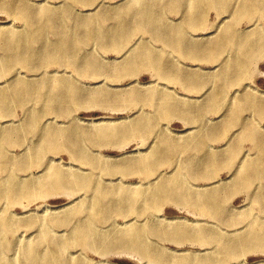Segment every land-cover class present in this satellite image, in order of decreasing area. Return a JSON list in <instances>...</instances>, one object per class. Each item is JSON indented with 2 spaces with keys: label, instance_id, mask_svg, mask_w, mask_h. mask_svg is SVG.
Here are the masks:
<instances>
[{
  "label": "rangeland",
  "instance_id": "rangeland-1",
  "mask_svg": "<svg viewBox=\"0 0 264 264\" xmlns=\"http://www.w3.org/2000/svg\"><path fill=\"white\" fill-rule=\"evenodd\" d=\"M159 1H157V3L156 0L155 2L153 0H0V68L2 66V60H4L6 57L5 55H7V37H12V35L9 34H15V36L17 34L13 39L22 40V42L20 41V43H18L21 45L19 46L20 48L24 45L26 47L30 46V49H33L25 55V57H29L26 62L15 63L11 71L9 69H1L0 71V94L2 96H7V92L4 93L2 90L16 86L18 83L22 82L21 80L25 82V85L28 83L27 86L30 85L33 87V91L27 95L28 97H19L16 93L12 95L10 93L12 96V100H10L9 103L10 106L3 107L2 110L0 109V158L7 157L9 162H2V166H0V190L2 189L4 192L10 191L9 184H13L14 182L19 184L38 183V181L49 182V186H45L46 188H38L40 191H38L39 194H36V196L31 197L24 193L19 195L16 201L17 203H11L10 199H12L13 196L10 192L0 195V197L3 198L0 200V221H6V218L10 215L13 220L10 221V232L0 236V239H2L0 241V264L8 263L6 259L7 255L15 259V263L17 264H30L25 256L26 254H30L29 251H27L29 247H32L36 252L32 251L39 255L48 251L49 254L52 252L55 255H61L60 252L57 251V248L66 247L68 251L64 252L65 257H67L65 264H222V262H224L223 264H264V250L260 248V246L264 248V245H262L264 244V113L258 115L257 111L251 109L243 108L238 112L231 109L233 103L238 100L246 98H256L257 101L264 100V56L254 59L250 67V73L247 75L249 78L245 77V79L240 81L233 80L230 84L225 82L222 73H224L226 69L228 70L231 68L234 65V60L242 54L241 50L244 51V49L239 46L226 48L225 51H219L215 58L212 57L213 48L210 46L204 55L197 59L196 57L190 56L187 52L182 55L174 47L170 46L169 43L158 40L156 37L157 35L147 32H136L132 27L135 23L137 24L141 21L139 10L145 8L152 9V11L158 15L159 13L162 15L163 13L162 19L165 20L164 18H166L165 21L162 20L163 24L168 21L162 28L163 31L166 32L170 26L171 28L177 27L180 32H187L188 34H185V38L190 45L192 44V48L200 45V43H203V45L212 44L213 46V43L217 42L221 36L229 33L226 31L227 26L232 23L235 11L233 13L232 10H212L210 8L211 11L209 9L203 10L205 13V21L198 25L200 28L197 26L194 29H188L185 25L186 23L184 24L187 20L185 21L183 19H188L189 16H193V10H190L189 13V8L187 7V2L190 0ZM2 2L5 4L8 3V5L5 6ZM240 3H242L241 0L236 2V4L234 3L232 8L234 5H237V8L240 7L242 5ZM14 6H16V8ZM166 7L169 9L167 10ZM53 8L56 10V13L50 12V10L55 12ZM26 9L29 11L34 9V15L32 14L29 18L22 17L21 10L25 11ZM90 11H92L91 13L93 14H91ZM194 11V15L198 13L196 10ZM45 12L46 14H44ZM49 12L50 15H48ZM198 14L195 16H198ZM88 16L90 17L88 18ZM110 16L112 18H110ZM51 18L53 20H51ZM135 18L137 21H135ZM255 18L252 21L247 19L241 20L236 26L237 31L241 30L239 32L242 35L255 32L263 33V19L260 16ZM95 19L99 21L98 24L100 25L98 28H94L90 22ZM114 19L117 22L114 21ZM181 20H183V22ZM76 22L78 23L76 24ZM179 24L181 27L178 26ZM183 24L185 25L184 27H182ZM203 27L205 28L203 29ZM178 29L176 31H178ZM64 31L68 34L70 33L72 37L81 36L82 38L86 35H91V32H95L93 33L96 35L94 38L95 40H91V37L89 40H83L79 46L75 48L73 46L72 51L69 52L70 57L73 55L79 59L77 62L79 67L77 65L76 67L71 66L65 62L62 65V63L58 61L54 62L51 60L53 48L58 46V41H60L61 34ZM96 31L100 34L102 39L98 36ZM104 34L107 36L105 39L103 37ZM113 35L114 37H112ZM189 36L191 38H189ZM98 37L100 41H98ZM32 40L33 42L35 41V43H33ZM211 40L214 42L212 43ZM23 41H29V43L26 42L24 44ZM142 42L144 45L140 44ZM85 44H88V47ZM112 45H114L113 49H111ZM15 46L17 45L15 44L14 47ZM119 46L121 48H117ZM145 47H150L151 51H149L160 54V57L164 55V60L167 59V62H165L166 65H163V69L167 71L170 69L171 72L169 74L164 77L158 76L153 69L144 67L139 62H134L136 55H138V51H141L140 49ZM34 49L36 50L34 51ZM81 49H83V51H81ZM119 49L122 51H119ZM227 50L230 51L228 52ZM129 52L130 54H128ZM226 52L228 54H226ZM245 53L246 51H244V56ZM205 55L208 57L206 56L205 58ZM80 58H82V60ZM83 58L86 61H84ZM30 61L32 63H30ZM28 63H30V65ZM225 63L228 65H225ZM89 64L101 65V75L90 74L91 70H89ZM162 64L163 63H161V65ZM123 65L128 66L124 67ZM226 66H228V68ZM171 68L173 70H171ZM48 72L52 73L49 74ZM173 72L175 77H173ZM43 76L44 78H42ZM201 80H203V82ZM58 81H61L60 83L62 85L59 84ZM45 82L49 90L43 88ZM225 83L228 85L226 94L228 102L221 105V108L219 106L216 109H211L210 105H212V102L210 103V100L211 97H213L212 95L216 94L220 86ZM215 88L216 90H214ZM132 89L135 90L133 91ZM73 92L81 98L79 96L77 97ZM157 92H159V94ZM111 94L116 95L112 96ZM117 94L119 97H124L128 94L127 97H125L128 98V100H121V97L118 98ZM134 94L137 96L135 97ZM131 95L137 98L135 100L136 102L133 101ZM140 95L141 98H138ZM159 98L161 99L160 103L158 102L160 100ZM186 102L189 103V105H187ZM46 104L47 106H45ZM168 106H170V109ZM5 109L7 110L5 111ZM174 109L176 110L173 111ZM237 122H240V125ZM141 123H143V126ZM32 128L34 129L33 132ZM78 128H81L82 131ZM54 129L61 132L64 131V133H71L73 136L79 133L83 135L84 141L82 139V150L85 152L84 157L86 159L84 162L79 156L74 159V156H71V152L66 148L63 150L62 139L59 138L57 142H53V145H51V135H49V133L51 134ZM99 129H106V131L108 130L107 132L112 135L107 133V138L102 139V137H99L100 135L97 134ZM115 129L118 130L114 131ZM10 130H13V132ZM129 130L130 132H128ZM140 130H142V132ZM117 131L121 132V134ZM247 132H255V134L258 135V140L260 139L262 141L260 146L256 145L257 140L252 141L249 139L248 141V138L245 137L247 136ZM10 133L13 135H10ZM115 133H117V135L114 136L113 134ZM205 134L207 136H205ZM46 135L50 137V142L49 140L48 142L46 141L47 144L45 143ZM89 137L90 141L88 140ZM165 138L167 139L165 140ZM96 141L98 142L96 143ZM99 141H102V143H99ZM56 145L59 147L55 149L54 147H56ZM227 145L229 146L227 147ZM33 148H36L34 149L35 152H33ZM194 149L195 151H192ZM201 150L202 152H200ZM215 150L216 152H214ZM30 151L32 152L31 154ZM232 152L238 153L237 156L232 155ZM89 155L91 156L89 157ZM189 155L191 159L188 157ZM35 156L39 158L35 159ZM256 158L258 159L255 160ZM133 160H135L136 163L135 161L133 162ZM143 160H149L147 162L151 164L149 166L151 168L149 169L150 173L147 176L143 174L144 169H146L145 166L143 165V169L140 166L143 164ZM127 161H131L132 163ZM139 161L140 163H137ZM259 162L260 164L256 165ZM250 163H252V167L256 165V173L248 171L251 167ZM209 164L210 168H208ZM152 165L153 167H151ZM156 166H158V168ZM57 169L65 170L73 174V176L70 174L67 176L70 182L75 184L74 189H72L73 184H70L68 187L64 188L63 191L62 189L52 190L51 172ZM259 169L260 172H258ZM244 174L246 176H244ZM173 177L177 179L175 182L176 184L173 183V180H175ZM12 179L14 180L13 182ZM10 180L12 183H10ZM163 180L165 183L162 182ZM79 181L86 183V185L78 186V190L75 188H77L76 183ZM178 181L179 183L177 184ZM109 185H111V187H109ZM171 185L174 186L172 187ZM4 186L6 188H4ZM108 189L116 191V194L110 195L107 199L110 200L111 203L102 204L101 206L96 205V201L99 198L102 200L101 198L104 197L101 191H109ZM167 189L168 191H166L167 193L165 194L164 190ZM177 190L178 192L185 191L186 194H179L176 192ZM125 191L128 194L125 193ZM170 191L171 196H169ZM134 192H141V194L131 197ZM178 194L180 196H178ZM188 196L190 197L188 198ZM125 197L128 198V200H126ZM136 197L139 202L137 200L133 202ZM187 198H198V200L201 198L203 203L196 205L195 202H188ZM155 200H157L156 206ZM143 201H146L147 205L146 202L144 203ZM210 204L212 206H210ZM134 205H136L135 208L133 207ZM115 207H120V209L117 208L116 210ZM127 207L128 210H126ZM114 209L117 212L114 211ZM221 217L223 219H221ZM58 219H60L61 222H59L60 220ZM129 225L130 227H128ZM45 229L51 232L50 236L44 237L40 234ZM76 230H83L88 234H81L79 236L75 234ZM200 230L201 232H199ZM254 230H257L256 235L258 236L256 237L253 235L250 236L251 232ZM127 231H130V235ZM135 231L141 234L138 236L140 239L135 236L132 237ZM125 232L127 233L126 235H124ZM82 235L85 236L82 237ZM117 235H119V238ZM242 237L243 239H241ZM51 238L53 240H51ZM146 238L149 241H146ZM259 239L262 240L260 241ZM214 240L219 241L216 242ZM37 241H39L40 244H38ZM260 242L262 243L259 244ZM78 243H80V245H78ZM140 246H144L143 249L146 247L144 249L145 251L141 249ZM227 247H237V250L230 252ZM257 248L259 249L257 250ZM147 250L150 251V253ZM221 250H223V252ZM141 251L144 252V255ZM146 252L149 256L145 254Z\"/></svg>",
  "mask_w": 264,
  "mask_h": 264
},
{
  "label": "bare ground",
  "instance_id": "bare-ground-1",
  "mask_svg": "<svg viewBox=\"0 0 264 264\" xmlns=\"http://www.w3.org/2000/svg\"><path fill=\"white\" fill-rule=\"evenodd\" d=\"M2 1V0H1ZM8 1V0H7ZM154 2H155V0H153ZM157 1H159V0H156V2ZM161 1V0H160ZM159 1V2H160ZM184 1V0H183ZM242 1V3H240V4H242L240 7H236L237 5H234V7L232 8V6H233V4L235 3L236 4V2H239V0H190V1H188L187 3V7L189 8V13H190V10H196L198 13V16H195V15H197V14H193V11H192V15L193 16H186V17H188V19H183V20H187L186 22H184V24L187 26V28L188 29H194V28H196L199 24H201V23H203V21H205V13L203 12V10H208L209 8L210 9H214V10H224V11H228V10H232V12L234 13V11H235V14H233L234 16V18H233V21H232V23L230 24V25H228L227 26V30L226 31H228L229 33L228 34H226V35H224V36H221L220 37V39L219 40H217V42H212V40H211V42L213 43V46H212V44L210 45V44H204L203 45V43H200V45H197L196 47H191L192 46V44L190 45V43H188V41L186 40V38H185V34H188L187 32L186 33H183V32H180L179 31V29L177 28V27H175V28H171L170 26H169V28L166 30V32L165 31H163L162 30V28L164 27V25L168 22H166L165 24H163V21H165L166 20V18H164L165 20H163L162 19V15H163V13H162V15L159 13V15L158 14H156L155 12H153L152 11V9L150 10V9H141V10H139L140 11V16H141V21L139 22V23H135L134 25H133V27L132 28H134V30L136 31V32H147V33H152L153 35H157L156 37L158 38V40H161V42L163 41L164 43H169V45L170 46H172V47H174L178 52H180L182 55H184L183 53H185V52H187V53H189V55L190 56H192V57H196L197 59H199V58H201L203 55H204V53L210 48V46L213 48V50H212V52H213V55H212V57H216L217 56V54L219 53V51H225V49L226 48H233V47H236V46H239L240 48H242V49H244V51H246V53H245V56H244V51H242L241 50V52H242V54L239 56V57H237L236 58V60H234V65H233V63H232V67L231 68H229L228 70L226 69L225 71H224V73H222V77L224 78V81L225 82H228L229 84H230V82H232L233 80H238V81H240V80H243V79H245V77H248L247 75H248V73H250V67H251V64L253 63V61H254V59L256 58V57H260V56H264V32L263 33H261V32H255V33H251V34H248V35H242V34H240V32L239 31H241V30H239V31H237V28H236V26H237V24L239 23V22H241V20H245V19H247V20H253L255 17L257 18V16H260L262 19H263V21H264V0H241ZM3 3V2H2ZM30 3V2H29ZM101 3H102V1H101ZM158 3V2H157ZM186 3V2H185ZM3 4H5V3H3ZM78 4H80V3H78ZM86 4V3H85ZM103 5H104V3H102ZM108 4V3H107ZM156 4V3H155ZM160 4V3H159ZM238 4V3H237ZM2 5V4H1ZM6 5H8V3L7 4H5V6ZM15 5V4H14ZM19 5V4H18ZM34 5V4H33ZM69 5V4H68ZM112 5V4H111ZM162 5V4H161ZM167 5V4H166ZM239 5V4H238ZM2 6H4V5H2ZM13 6V5H12ZM11 6V7H12ZM27 6H29V5H27ZM27 6H25V7H27ZM99 6V5H98ZM116 6V5H115ZM151 6H152V4H151ZM163 6V5H162ZM15 8H16V6H14ZM19 7V6H18ZM32 7V6H31ZM63 7H66V6H63ZM62 7V8H63ZM109 7V6H108ZM159 8V7H158ZM5 9V8H4ZM3 9V10H4ZM8 9V8H7ZM23 9H25V8H23ZM54 9V8H53ZM57 9V8H56ZM121 9V8H120ZM130 9H132V8H130ZM129 9V10H130ZM166 9L168 10L169 8H167L166 7ZM209 9V10H210ZM17 10V9H16ZM34 10V9H33ZM33 10L31 11H29V10H21V16L22 17H24V18H29L30 16H32V14L34 15V12H35V10H34V12H33ZM55 10V9H54ZM119 10V9H118ZM122 10V9H121ZM137 10V9H136ZM164 10V9H163ZM166 10V11H167ZM7 11V10H6ZM20 11V10H19ZM66 11V10H65ZM64 11V12H65ZM139 11H138V13H139ZM156 11V10H155ZM211 11V10H210ZM14 12H15V10H14ZM13 12V13H14ZM17 12V11H16ZM44 12V11H43ZM50 12L51 13H56V10H55V12L54 11H52V10H50ZM50 12H49V14L48 15H50ZM68 12H69V10H68ZM92 11H90V13H91ZM97 12V11H96ZM119 12H120V10H119ZM195 12V11H194ZM202 12V13H201ZM36 13H37V11H36ZM42 13V12H41ZM58 13V12H57ZM62 13V12H61ZM73 13V12H72ZM87 13V12H86ZM117 13V12H116ZM137 13V14H138ZM38 15H39V13H37ZM44 14H46V12L44 13ZM91 14H93V13H91ZM15 15V14H14ZM66 15H67V13H66ZM71 15V14H70ZM110 15V14H109ZM114 15H115V13H114ZM186 15H188V14H186ZM53 16V15H52ZM73 16V15H72ZM91 16V15H90ZM90 16H88V18L90 17ZM119 16V15H118ZM57 17V16H56ZM68 17H69V15H68ZM68 17H66V18H68ZM43 18V17H42ZM110 18H112L111 16H110ZM138 18V17H137ZM255 18V19H256ZM47 19V18H46ZM56 19V18H55ZM60 19V18H59ZM69 19V18H68ZM71 19V18H70ZM103 19V18H102ZM136 19V18H135ZM22 20V19H21ZM51 20H53L52 18H51ZM62 20V19H61ZM90 20V19H89ZM104 20V19H103ZM163 20V21H162ZM183 20H181L182 22H183ZM49 21V20H48ZM71 21V20H70ZM88 21V20H87ZM106 21V20H105ZM114 21H116L115 19H114ZM119 21V20H118ZM130 21V20H129ZM135 21H137V19L135 20ZM222 21V20H221ZM251 21H250V23H251ZM31 22V21H30ZM52 22V21H51ZM91 23H92V26L94 27V28H98L99 27V25L100 24H98V19L96 20H91L90 21ZM117 22V21H116ZM254 22V21H253ZM78 22H76V24H77ZM115 23V22H114ZM133 23V22H132ZM172 23V22H171ZM221 23V22H220ZM53 24H54V22H53ZM64 24V23H63ZM69 24V23H68ZM88 24H89V21H88ZM125 24V23H124ZM182 25V27H184L185 25ZM90 25V24H89ZM227 25V24H226ZM65 26V25H64ZM88 26V25H87ZM86 26V27H87ZM114 26V25H113ZM117 26V25H116ZM119 26V25H118ZM178 26H180V24L178 25ZM220 26V25H219ZM254 26V25H253ZM35 27V26H34ZM43 27V26H42ZM55 27V26H54ZM53 27V28H54ZM57 27V26H56ZM67 27V26H66ZM76 27V26H75ZM102 27V26H101ZM126 27V26H125ZM129 27V26H128ZM181 27V26H180ZM199 27V26H198ZM205 27H206V25H205ZM205 27H203V29L205 28ZM223 27V26H222ZM225 27V26H224ZM60 28V27H59ZM62 28V27H61ZM91 28V27H90ZM89 28V29H90ZM106 28V27H105ZM108 28H110V27H108ZM200 28V27H199ZM202 28V27H201ZM207 28V27H206ZM35 29V28H34ZM55 29V28H54ZM64 29H65V27H64ZM103 29V28H102ZM114 29H116V28H114ZM130 29V28H129ZM178 29V31H176ZM2 30V29H1ZM28 30H29V28H28ZM39 30V29H38ZM42 30V29H41ZM46 30V29H45ZM48 30V29H47ZM58 30V29H57ZM62 30H63V28H62ZM72 30H73V28H72ZM79 30V29H78ZM84 30H85V28H84ZM88 30V29H87ZM96 30V29H95ZM109 30H111V29H109ZM184 30V29H183ZM224 30V29H223ZM5 31V30H4ZM4 31H2V32H4ZM59 31V30H58ZM75 31V30H74ZM89 31V30H88ZM87 31V32H88ZM129 31V30H128ZM131 31V30H130ZM217 31V30H216ZM7 32V31H6ZM45 32V31H44ZM97 32V31H96ZM102 32H103V30H102ZM110 32V31H109ZM124 32V31H123ZM126 32V31H125ZM164 32V33H163ZM46 33V32H45ZM51 33V32H50ZM60 33V32H59ZM75 33V32H74ZM93 33H95V32H91V35L93 34ZM98 33V32H97ZM111 33H112V31H111ZM127 33V32H126ZM213 33V32H212ZM242 33H244V32H242ZM23 34V33H22ZM55 34V33H54ZM89 34V33H88ZM118 34V33H117ZM130 34V33H129ZM132 34V33H131ZM215 34V33H214ZM245 34V33H244ZM263 34V35H262ZM2 35V34H1ZM9 35H12V37L10 38V36H9V38L7 37V39H8V42H7V47H6V52H7V55H5L6 57L4 58V60H2L3 62H2V66H1V68H0V71H1V69H9L10 71H11V69H12V66L15 64V63H23V62H26V60L27 59H29V57H25V55H27L29 52H30V50H33V49H30V46H24L23 45V47H19V46H21L20 44H18V43H20V41L22 42V40H18V39H13L14 38V36H15V34L13 35V34H9ZM34 35V34H33ZM33 35H32V37H33ZM78 35V34H77ZM86 35V36H84L83 38L81 37V36H74V37H72L71 36V34L69 33H67L66 31H64L62 34H61V39H60V41H58L59 43H58V46L56 47H54L53 48V53H51V60L52 61H58L59 63H62V65H63V63L65 62V63H67V64H69V65H71V66H74V67H76V65L78 66V58L76 57V56H71L70 57V54H69V52H71L72 51V49H73V46H74V48L76 47V46H79L82 42H83V40H89L90 39V37L92 38L91 40H93L94 38H95V36L96 35ZM112 35V34H111ZM127 35V34H126ZM125 35V36H126ZM152 35V36H153ZM16 36H17V34H16ZM15 36V37H16ZM26 36V35H25ZM42 36V35H41ZM83 36V35H82ZM98 36L100 37V34L98 33ZM129 36V35H128ZM194 36V35H193ZM207 36V35H206ZM19 37V36H18ZM46 37V36H45ZM99 37H98V41H100V39H99ZM103 37H104V39H105V37H107L106 36V34H104L103 35ZM112 37H114V35L112 36ZM132 37V36H131ZM202 37V36H201ZM101 38V37H100ZM189 38H191L190 36H189ZM7 39H5V40H7ZM41 39V38H40ZM102 39V38H101ZM126 39H127V37H126ZM153 39V38H152ZM200 39H202V38H200ZM4 40V39H3ZM26 40V39H25ZM38 40V39H37ZM47 40V39H46ZM51 40V39H50ZM95 40V39H94ZM122 40H123V38H122ZM158 40H156V41H158ZM165 40V41H164ZM192 40V39H191ZM52 41V40H51ZM54 41H55V39H54ZM97 41V40H96ZM102 41H104V40H102ZM118 41V40H117ZM198 42H200L199 40H197ZM209 41V40H208ZM1 42V41H0ZM26 42H28L29 43V41H23V43L25 44ZM32 42H33V40H32ZM86 42V41H85ZM120 42V41H119ZM140 42V41H139ZM138 42V43H139ZM197 42V43H198ZM14 43V44H13ZM33 43H35V41L33 42ZM54 43V42H53ZM57 43V42H56ZM107 43V42H106ZM116 43V42H115ZM122 43H123V41H122ZM206 43H207V41H206ZM17 45V46H15L14 47V45ZM37 44V43H36ZM52 44V43H51ZM89 44V43H88ZM87 44V45H88ZM112 44V43H111ZM114 44V43H113ZM140 44H143V42L142 43H140ZM194 44V43H193ZM199 44V43H198ZM203 46H202V45ZM1 45V44H0ZM53 45V44H52ZM86 45V44H85ZM86 45V46H87ZM118 45H120V44H118ZM144 45V44H143ZM156 45V44H155ZM167 45V44H166ZM85 46V47H86ZM109 46V45H108ZM117 46V45H116ZM130 46V45H129ZM128 46V47H129ZM154 46V45H153ZM194 46V45H193ZM82 47V46H81ZM88 47V46H87ZM113 47H114V45H112V48L111 49H113ZM4 48V47H3ZM34 48V47H33ZM83 48V47H82ZM99 48H101V47H99ZM106 48V47H105ZM105 48H103V49H105ZM117 48H121L120 46L119 47H117ZM116 48V49H117ZM135 48V47H134ZM127 49V48H126ZM36 49H34V51H35ZM44 50V49H43ZM109 50V49H108ZM133 50V49H132ZM137 50V49H136ZM141 51H138V55H136V58H135V60H134V62H139V63H141L144 67H147V68H150V69H153L155 72H156V74L158 75V76H165V75H167V74H169L171 71H170V69H169V71H167V70H165V69H163V65H166V63L165 62H167V59L166 60H164V55H161V57H160V54H157L156 52H150L151 50H150V47H145V48H142V49H140ZM150 50V51H149ZM194 50H196V51H194ZM238 50V49H237ZM240 50V49H239ZM79 51V50H78ZM81 51H83V49H81ZM89 51V50H88ZM87 51V52H88ZM119 51H122V50H120L119 49ZM134 51V50H133ZM159 51V50H158ZM228 51V50H227ZM230 51V50H229ZM228 51V52H229ZM1 52V51H0ZM31 52H33V51H31ZM98 52V51H97ZM118 52V51H117ZM131 52V51H130ZM130 52L128 53V54H130ZM255 52V53H254ZM39 53V52H38ZM186 53V54H187ZM221 53V52H220ZM72 54V53H71ZM123 54V53H122ZM125 54V53H124ZM226 54H228L227 52H226ZM233 54V53H232ZM32 55V54H31ZM40 55V54H39ZM75 55V54H74ZM98 55V54H97ZM211 55V54H210ZM3 56V55H2ZM30 56V55H29ZM48 56V55H47ZM206 56L207 55H205V58H206ZM233 56V55H232ZM25 57V58H24ZM126 57V56H125ZM124 57V58H125ZM208 57V56H207ZM234 57V56H233ZM38 58V57H37ZM41 58V57H40ZM39 58V59H40ZM87 58V57H86ZM89 58V57H88ZM171 58V57H170ZM169 58V59H170ZM81 60H82V58H80ZM223 59V58H222ZM42 60V59H41ZM83 60H84V58H83ZM90 60V59H89ZM88 60V61H89ZM93 60V59H92ZM96 60V59H95ZM214 60V59H213ZM29 61V60H28ZM36 61H37V59H36ZM84 61H86V60H84ZM94 61V60H93ZM222 61V60H221ZM220 61V62H221ZM233 61V60H232ZM90 62H91V60H90ZM96 62H97V60H96ZM132 62V61H131ZM227 62V61H226ZM230 62V61H229ZM30 63H32L31 61H30ZM30 63H28L29 65H30ZM82 63V62H81ZM161 63H163L162 65H161ZM184 63V62H183ZM49 64H52V63H49ZM86 64V63H85ZM174 64V63H173ZM185 64V63H184ZM38 65V64H37ZM90 65V64H89ZM130 65H131V63H130ZM175 65H177V64H175ZM218 65V64H217ZM225 65H228L227 63H225ZM231 65V64H230ZM31 66H32V64H31ZM30 66V67H31ZM36 66V65H35ZM39 66V65H38ZM101 66V65H100ZM100 66H97L96 64L94 65V64H92V65H90V66H88L90 69L89 70H91L90 71V74H96V75H101L100 73L102 72L101 70H102V68L100 67ZM124 67H127V66H125V65H123ZM194 66V65H193ZM196 66V65H195ZM37 67V66H36ZM79 67V66H78ZM77 67V68H78ZM172 67V66H171ZM227 68H228V66H226ZM28 68V67H27ZM45 68V67H44ZM178 68V67H177ZM187 68V67H186ZM225 68V67H224ZM30 69H32V68H30ZM126 69V68H125ZM217 69V68H216ZM216 69H214V70H216ZM7 70H6V72H7ZM122 70V69H121ZM171 70H173L172 68H171ZM181 70V69H180ZM184 70V69H183ZM188 70V69H187ZM16 71V70H15ZM31 71V70H30ZM36 71H38V70H36ZM101 71V72H100ZM127 71H128V69H127ZM195 71V70H194ZM206 71H209V70H206ZM77 72V71H76ZM104 72H106V71H104ZM222 72V71H221ZM32 73H33V71H32ZM36 73V72H35ZM49 73V72H48ZM50 73H52V72H50ZM49 73V74H50ZM83 73V72H82ZM117 73H118V71H117ZM120 73H123V72H120ZM181 73V72H180ZM60 74V73H59ZM104 74V73H103ZM154 74V73H153ZM173 74H174V72H173ZM178 74V73H177ZM183 74V73H182ZM188 74V73H187ZM186 74V75H187ZM201 74V73H200ZM202 74H204V73H202ZM2 75V74H1ZM18 75V74H17ZM56 75V74H55ZM105 75H107V74H105ZM117 75V74H116ZM119 75V74H118ZM133 75V74H132ZM155 75V74H154ZM189 75V74H188ZM219 75V74H218ZM125 76V75H124ZM19 77V76H18ZM47 77V76H46ZM90 77V76H89ZM121 77V76H120ZM173 77H175V74H174V76ZM184 77H185V75H184ZM204 77H205V75H204ZM209 77V76H208ZM219 77V76H218ZM40 78V77H39ZM42 78H44V76L42 77ZM207 78V77H206ZM210 78V77H209ZM249 78V77H248ZM11 79V78H10ZM9 79V80H10ZM38 79V78H37ZM46 79V78H45ZM214 79V78H213ZM25 80H27V79H25ZM35 80V79H34ZM40 80V79H39ZM207 80H208V78H207ZM247 80V79H246ZM22 82H20V83H18L16 86H13V87H11V88H8V89H5V90H2L4 93H6L7 92V96H2L1 94H0V109L2 110V108L3 107H7V106H10L9 105V103H10V100H12L11 98H12V94L13 93H16L19 97H24V96H26V97H28L27 95H29L32 91H33V87L32 86H30V85H28L27 86V84L25 85V82L23 81V80H21ZM38 81V80H37ZM48 81V80H47ZM195 81V80H194ZM202 82H203V80H201ZM218 81V80H217ZM220 81V80H219ZM17 82V81H16ZM53 82V81H52ZM59 82V84H61L60 82L61 81H58ZM58 82H56V83H58ZM68 82V81H67ZM196 82V81H195ZM244 82V81H243ZM69 83V82H68ZM184 83V82H183ZM206 83H208V82H206ZM241 83V82H240ZM239 83V84H240ZM48 84H49V81H48ZM74 84V83H73ZM72 84V85H73ZM185 84V83H184ZM199 84V83H198ZM204 84V83H203ZM242 84V83H241ZM38 85V84H37ZM62 85V84H61ZM195 85V84H194ZM205 85V84H204ZM220 85V84H219ZM233 85V84H232ZM236 85V84H235ZM184 86V85H183ZM187 86V85H186ZM38 87V86H37ZM36 87V88H37ZM59 87V86H58ZM157 87V86H156ZM160 87V86H159ZM168 87V86H167ZM190 87V86H189ZM195 87V86H194ZM236 87V86H235ZM43 88H45V89H47V86H46V82H45V85H44V87ZM60 88H61V86H60ZM107 88V87H106ZM169 88V87H168ZM227 88H228V85L225 83V84H223L222 86H220V88L218 89V92L216 93V94H213L212 96L213 97H211V100H210V103L212 102V105H210V108L211 109H216L217 107H219L220 106V108H221V105H223V104H225V103H227L228 101H227V99L228 98H226V94H227ZM246 88V87H245ZM56 89V88H55ZM63 89H64V87H63ZM80 89V88H79ZM105 89V88H104ZM112 89V88H111ZM117 89V88H116ZM163 89V88H162ZM198 89H200V88H198ZM38 90V89H37ZM37 90H36V92H37ZM47 90H49V89H47ZM58 90V89H57ZM60 90V89H59ZM77 90V89H76ZM133 90V89H132ZM135 90V89H134ZM133 90V91H134ZM167 90V89H166ZM214 90H216V88L214 89ZM238 90V89H237ZM240 90V89H239ZM39 91H40V89H39ZM65 91V90H64ZM105 91V90H104ZM124 91V90H123ZM157 91H158V89H157ZM211 91V90H210ZM213 91V90H212ZM236 91V90H235ZM61 92V91H60ZM77 92V91H76ZM103 92V91H102ZM107 92V91H106ZM149 92H151V91H149ZM208 92H209V90H208ZM1 93V92H0ZM9 93V94H8ZM10 93H11V95H10ZM74 93V92H73ZM79 93V92H78ZM83 93V92H82ZM81 93V94H82ZM133 93H135V92H133ZM158 94H159V92H157ZM207 93V92H206ZM34 94V93H33ZM50 94H52V93H50ZM54 94H55V92H54ZM61 94V93H60ZM62 94H63V92H62ZM61 94V95H62ZM74 94H76V93H74ZM109 94V93H108ZM5 95V94H4ZM44 95H45V93H44ZM77 95V94H76ZM112 95V94H111ZM113 95H116V94H113ZM112 95V96H113ZM126 95V94H125ZM128 95V94H127ZM127 95L126 96H124V97H119L118 96V94H117V96H118V98H120L121 100H128V98H125V97H127ZM133 95V94H132ZM131 95V96H132ZM161 95V94H160ZM168 95H169V93H168ZM201 95V94H200ZM235 95V94H234ZM50 96V95H49ZM57 96V95H56ZM79 95H77V97H78ZM107 96V95H106ZM134 96H135V94H134ZM134 96H132L131 98H133V101L134 102H136L135 100L137 99V98H135ZM175 96H177V95H175ZM14 97V96H13ZM25 97V98H26ZM62 97V96H61ZM77 97H75V98H77ZM80 97V96H79ZM108 97V96H107ZM143 97V96H142ZM148 97V96H147ZM146 97V98H147ZM203 97V96H202ZM202 97H201V99H202ZM230 97V96H229ZM14 98H16V97H14ZM25 98H24V100H25ZM47 98V97H46ZM81 98V97H80ZM79 98V99H80ZM110 98V97H109ZM116 98V97H115ZM117 98V99H118ZM138 98H141V95H140V97H138ZM181 98V97H180ZM232 98H233V96H232ZM2 99H4V100H2ZM44 99V98H43ZM78 99V100H79ZM111 99V98H110ZM160 99V98H159ZM161 99H162V96H161ZM161 99L158 101L159 103H160V101H161ZM197 99V98H196ZM60 100V99H59ZM58 100V101H59ZM77 100V101H78ZM142 100V99H141ZM148 100V99H147ZM176 100V99H175ZM174 100V101H175ZM179 100V99H178ZM5 101V102H4ZM52 101V100H51ZM98 101H99V99H98ZM101 101V100H100ZM108 101V100H107ZM106 101V102H107ZM111 101V100H110ZM131 101V100H130ZM173 101V100H172ZM177 101V100H176ZM232 101H234V100H232ZM26 102H28V101H26ZM30 102V101H29ZM36 102V101H35ZM48 102V101H47ZM94 102V101H93ZM116 102V101H115ZM179 102V101H178ZM189 102H190V100H189ZM97 103V102H96ZM102 103H104V102H102ZM118 103H119V101H118ZM122 103H124V102H122ZM187 103V102H186ZM191 103V102H190ZM232 103V102H231ZM32 104V103H31ZM42 104V103H41ZM106 104V103H105ZM117 104V103H116ZM131 104V103H130ZM167 105H169V104H167ZM176 105V104H175ZM187 105H189V103H187ZM232 105V104H231ZM230 105V106H231ZM19 106V105H18ZM35 106V105H34ZM45 106H47V104L45 105ZM69 106V105H68ZM71 106V105H70ZM156 106H157V104H156ZM177 106V105H176ZM40 107V106H39ZM63 107V106H62ZM154 107V106H153ZM158 107H159V105H158ZM164 107V106H163ZM170 106H168V108H169ZM185 107V106H184ZM184 107H183V109H184ZM225 107V106H224ZM65 108V107H64ZM70 108V107H69ZM160 108V107H159ZM175 108V107H174ZM178 108V107H177ZM186 108V107H185ZM194 108V107H193ZM222 108H223V106H222ZM251 109V110H255V111H257L258 112V115H262L263 113H264V100H259V101H257L256 100V98H246V99H242V100H238L237 102H234L233 103V105L231 106V109L233 110H235L236 112H238V111H241L242 109ZM31 109V108H30ZM71 109V108H70ZM158 109V108H157ZM170 109V108H169ZM172 109V108H171ZM182 109V110H183ZM199 109V108H198ZM7 109H5V111H6ZM9 110H10V108H9ZM25 110V109H24ZM43 110V109H42ZM154 110H156V109H154ZM159 110V109H158ZM163 110H164V108H163ZM176 109H174L173 111H175ZM195 110V109H194ZM200 110V109H199ZM198 110V111H199ZM202 110V109H201ZM32 111V110H31ZM39 111V110H38ZM169 111V110H168ZM181 111V110H180ZM193 111V110H192ZM184 112V111H183ZM32 113H33V111H32ZM42 113V112H41ZM174 113V112H173ZM185 113V112H184ZM187 113V112H186ZM196 113H198V112H196ZM204 113V112H203ZM225 113V112H224ZM240 113V112H239ZM242 113H243V111H242ZM39 114V113H38ZM35 115V114H34ZM175 115V114H174ZM186 115V114H185ZM236 116H238L237 114H235ZM36 116V115H35ZM173 116V115H172ZM142 117V116H141ZM145 117V116H144ZM222 117V116H221ZM257 117V116H256ZM5 118V117H4ZM170 118V117H169ZM198 118V117H197ZM206 118V117H205ZM228 118V117H227ZM226 118V119H227ZM248 118V117H247ZM259 118V117H258ZM257 118V119H258ZM32 119H34V118H32ZM207 119V118H206ZM254 119V118H253ZM220 121V120H219ZM255 121V120H254ZM258 121V120H257ZM8 122V121H7ZM209 122V121H208ZM213 122V121H212ZM6 123V122H5ZM15 123V122H14ZM204 123V122H203ZM210 123V122H209ZM222 123V122H221ZM238 123V122H237ZM240 123V122H239ZM238 123V124H239ZM39 124V123H38ZM135 124V123H134ZM143 123H141V125H142ZM155 124V123H154ZM257 124V123H256ZM205 125V124H204ZM230 125V124H229ZM237 125V124H236ZM240 125V124H239ZM35 126V125H34ZM33 126V127H34ZM126 126V125H125ZM124 126V127H125ZM129 126V125H128ZM137 126V125H136ZM136 126H134V127H136ZM143 126V125H142ZM30 127H32V126H30ZM124 127H120V128H124ZM161 127H163V126H161ZM207 127V126H206ZM144 128V127H143ZM231 128V127H230ZM18 129V128H17ZM31 129V128H30ZM65 129V128H64ZM67 129H70V128H67ZM66 129V130H67ZM72 129V128H71ZM74 129V128H73ZM78 129H81V128H78ZM77 129V130H78ZM113 129V128H112ZM126 129V128H125ZM135 129V128H134ZM138 129H139V127H138ZM33 128H32V132H33ZM47 130V129H46ZM56 129H54L52 132H51V134L49 133V135H51V145H53V142H57V140L60 138V139H62L63 140V150H65V148L67 149V150H69L70 152H71V156H74V159L75 158H77V156H79L80 158H81V160L83 159V162H84V160H86L85 159V157H84V151L82 150L83 149V141H84V138H83V135L82 134H75L74 136H73V134L71 135V133H68V132H65L64 133V131L63 132H61V131H59V130H56ZM63 130V129H62ZM76 130V131H77ZM116 130H118V129H115L114 131H116ZM124 130V129H123ZM122 130V131H123ZM127 130V129H126ZM126 130H125V132H126ZM151 130V129H150ZM161 130H162V128H161ZM207 130V129H206ZM226 130V129H225ZM10 131H12L13 132V130H10ZM9 131V132H10ZM20 131V130H19ZM18 131V132H19ZM40 131V130H39ZM48 131H50V130H48ZM70 131V130H69ZM79 131V130H78ZM81 131H82V129H81ZM106 131V129H99L97 132V134H99L100 136L99 137H102V139L103 138H107V135L108 134H110L109 132H105ZM113 131V132H114ZM121 131V130H120ZM141 132H142V130H140ZM214 131V130H213ZM228 131V130H227ZM226 131V132H227ZM229 131H230V129H229ZM38 132V131H37ZM43 132H44V130H43ZM117 132H119V131H117ZM124 132V133H125ZM128 132H130V130L128 131ZM156 132V131H155ZM160 132V131H159ZM21 133H22V130H21ZM29 133V132H28ZM77 133V132H76ZM87 133V132H86ZM108 133V134H107ZM205 133V132H204ZM228 133V132H227ZM5 134V133H4ZM12 133H10V135H11ZM24 134H25V132H24ZM37 134V133H36ZM45 134H46V131H45ZM44 134V135H45ZM119 134H121V132H119ZM206 134H207V132H206ZM205 134V136H207ZM9 135V136H10ZM13 135V134H12ZM43 135V136H44ZM49 135H46V140H45V143L47 144V142H48V140L50 139V137H49ZM86 135V134H85ZM96 135V134H95ZM110 135H112V134H110ZM114 136L115 135H117V133H115V134H113ZM142 135H143V133H142ZM141 135V136H142ZM155 135H156V133H155ZM159 135V134H158ZM194 135V134H193ZM201 135V134H200ZM73 136V137H72ZM88 136H90V135H88ZM154 136V135H153ZM196 136V135H195ZM224 136V135H223ZM227 136V135H226ZM235 136V135H234ZM26 137H27V134H26ZM233 137V136H232ZM241 137V136H240ZM243 137V136H242ZM245 137H247L248 138V141H249V139H251L252 141H256L257 140V142H256V145L257 146H260V144L262 143V141L259 139L258 140V135L257 134H255V132H247V136H245ZM43 138V137H42ZM93 138V137H92ZM123 138V137H122ZM126 138V137H125ZM128 138H130V137H128ZM127 138V139H128ZM143 138H144V136H143ZM226 138V137H225ZM82 139H83V141H82ZM117 139V138H116ZM167 138H165V140H166ZM169 139V138H168ZM241 139V138H240ZM43 141H44V138L42 139ZM89 141H90V137H89V139H88ZM162 140V139H161ZM164 140V139H163ZM204 140V139H203ZM206 140V139H205ZM243 140H245V139H243ZM42 141V142H43ZM47 141V142H46ZM103 141V140H102ZM102 141L100 142L99 141V143H102ZM105 141H106V139H105ZM110 141H111V139H110ZM245 141H247V140H245ZM244 141V142H245ZM10 142V141H9ZM49 142H50V140H49ZM94 142V141H93ZM98 141H96V143H97ZM163 142H165V141H163ZM85 143V142H84ZM168 143H170V142H168ZM228 143V142H227ZM12 144H13V142H12ZM105 144V143H104ZM110 144V143H109ZM108 144V145H109ZM188 144H189V142H188ZM242 144H243V142H242ZM106 145V144H105ZM167 145V144H166ZM170 145V144H169ZM42 146V145H41ZM61 146V145H60ZM92 146H94V145H92ZM229 145H227V147H228ZM264 146V145H263ZM59 146L58 145H56V147H54L55 149L56 148H58ZM183 147V146H182ZM192 147V146H191ZM202 147V146H201ZM4 148V147H3ZM47 148V147H46ZM92 148V147H91ZM157 148V147H156ZM155 148V149H156ZM243 148V147H242ZM260 148V147H259ZM262 148V147H261ZM6 149V148H5ZM31 149V148H30ZM34 149H36V148H33L32 150H33V152H35L34 151ZM61 149V148H60ZM202 149V148H201ZM263 149V148H262ZM3 150V149H2ZM59 150V149H58ZM57 150V151H58ZM62 150V149H61ZM159 150H161V149H159ZM218 150V149H217ZM220 150V149H219ZM228 150V149H227ZM258 150V149H257ZM86 151V150H85ZM174 151V150H173ZM182 151V150H181ZM192 151H195V149L194 150H192ZM209 151H211V150H209ZM225 151V150H224ZM231 151V150H230ZM161 152V151H160ZM163 152V151H162ZM168 152V151H167ZM179 152V151H178ZM200 152H202V150L200 151ZM214 152H216V150L214 151ZM32 152L30 151V154H31ZM68 153V152H67ZM88 153V152H87ZM164 153V152H163ZM162 153V154H163ZM195 153V152H194ZM194 153H192V154H194ZM217 153H218V151H217ZM233 153V152H232ZM238 153H239V150H238ZM238 153H233L232 155H234V156H237V154ZM26 154H28V153H26ZM69 154V153H68ZM190 154V153H189ZM226 154H227V152H226ZM243 154V153H242ZM259 154H260V149H259ZM2 155V154H1ZM22 155V154H21ZM40 155H41V153H40ZM40 155H39V157H40ZM164 155V154H163ZM191 155V154H190ZM190 155L188 156V157H190ZM230 155V154H229ZM253 155V154H252ZM5 156V155H4ZM7 156V155H6ZM42 156V155H41ZM70 156V157H71ZM91 155H89V157H90ZM164 156H166V155H164ZM168 156V155H167ZM196 156V155H195ZM207 156V155H206ZM249 156V155H248ZM37 156H35V159H38L39 157H37ZM88 157V156H87ZM198 157V156H197ZM217 157V156H216ZM215 157V158H216ZM47 158V157H46ZM159 158H160V156H159ZM166 158V157H165ZM210 158H211V156H210ZM234 158V157H233ZM241 158V157H240ZM252 158V157H251ZM259 158V157H258ZM258 158H256L255 160H257ZM13 159V158H12ZM162 159H163V157H162ZM190 159H191V157H190ZM194 159V158H193ZM31 160V159H30ZM77 160V159H76ZM138 160H140V159H138ZM151 160V159H150ZM159 160V159H158ZM157 160V161H158ZM167 160V159H166ZM176 160H178V159H176ZM180 160V159H179ZM195 160H196V157H195ZM201 160V159H200ZM214 160V159H213ZM213 160H211V161H213ZM262 160V159H261ZM11 161V160H10ZM37 161V160H36ZM41 161V160H40ZM89 161V160H88ZM135 160H133V162H134ZM147 161H149V160H143V164L142 165H140L141 167H142V169L144 168L143 167V165L145 166V168L146 169H144V173L143 174H145L146 176L150 173L149 171V169H151L149 166L151 165L149 162H147ZM230 161V160H229ZM242 161V160H241ZM250 161V160H249ZM260 161V160H259ZM2 162H6V163H9L8 162V160H7V157L6 158H3L2 157V159L0 158V166H2L1 165V163ZM127 162H129V161H127ZM131 162V161H130ZM129 162V163H130ZM156 162V161H155ZM154 162V163H155ZM160 162V161H159ZM165 162V161H164ZM163 162V163H164ZM202 162V161H201ZM216 162V161H215ZM244 162V161H243ZM32 163H33V161H32ZM132 163V162H131ZM135 163H136V161H135ZM137 163H140V161L139 162H137ZM144 163H146V164H144ZM161 163V162H160ZM189 163V162H188ZM195 163V162H194ZM202 163H204V162H202ZM263 163H264V161H263ZM36 164V163H35ZM38 164H40V163H38ZM52 164V163H51ZM128 164V163H127ZM153 164V163H152ZM157 164V163H156ZM252 163H250V165H251ZM260 164V162L258 163V164H256V165H259ZM6 165H8V164H6ZM48 165V164H47ZM126 165V164H125ZM192 165H193V163H192ZM196 165V164H195ZM207 165V164H206ZM249 165V164H248ZM255 165V164H254ZM256 165L255 166H253L252 167V165H251V167H250V169H248V171L250 172V171H252V173L253 172H255L256 173ZM9 166H10V164H9ZM176 166V165H175ZM182 166V165H181ZM264 166V165H263ZM52 167V166H51ZM98 167V166H97ZM116 167H118V166H116ZM120 167V166H119ZM138 167V166H137ZM151 167H153V165L151 166ZM157 168H158V166H156ZM185 167V166H184ZM193 167V166H192ZM228 167V166H227ZM241 167V166H240ZM245 167V166H244ZM8 168H10V167H8ZM52 168H54V167H52ZM62 168H64V167H62ZM100 168V167H99ZM123 168V167H122ZM139 168V167H138ZM137 168V169H138ZM178 168V167H177ZM208 168H210V164H209V167ZM218 168H220V167H218ZM242 168V167H241ZM12 169V168H11ZM114 169V168H113ZM196 169V168H195ZM4 170V169H3ZM2 170V171H3ZM10 170V169H9ZM119 170V169H118ZM125 170V169H124ZM132 170V169H131ZM133 170H135V169H133ZM140 170H141V168H140ZM136 171V170H135ZM241 171H242V169H241ZM258 171V170H257ZM153 172V171H152ZM151 172V173H152ZM179 172H180V169H179ZM240 172V171H239ZM258 172H260V169H259V171ZM52 174H51V188H52V190L54 189H62V191H63V189L64 188H66V187H68L70 184H73L72 182H70V180H69V178H68V174H70V173H68L67 171H65V170H61V169H57V170H53V172H51ZM80 173V172H79ZM79 173H78V175H79ZM82 173V172H81ZM98 173V172H97ZM96 173V174H97ZM132 173V172H131ZM182 173V172H181ZM188 173H189V171H188ZM245 173V172H244ZM264 173V172H263ZM135 174V173H134ZM160 174V173H159ZM8 175H10V174H8ZM11 175H12V173H11ZM71 176H73V174H70ZM242 175V174H241ZM170 176V175H169ZM169 176H168V178H169ZM186 176V175H185ZM244 176H246L245 174H244ZM254 176V175H253ZM261 176V175H260ZM47 177V176H46ZM89 177V176H88ZM161 177V176H160ZM172 177V176H171ZM179 177V176H178ZM187 177V176H186ZM13 178V177H12ZM162 178V177H161ZM174 178V177H173ZM180 178V177H179ZM240 178V177H239ZM260 178V177H259ZM15 179V178H14ZM18 179V178H17ZM46 179V178H45ZM45 179H43V180H45ZM47 179H49V178H47ZM175 179V178H174ZM245 179V178H244ZM249 179V178H248ZM42 180V179H41ZM66 180H68V181H66ZM89 180H91V179H89ZM151 180V179H150ZM240 180H242V179H240ZM250 180V179H249ZM263 180V179H262ZM14 180L12 179V182H13ZM96 181V180H95ZM174 182L173 183H175L176 181H177V179H175V180H173ZM11 182V180H10V183H12ZM27 182V181H26ZM33 182V181H32ZM154 182V181H153ZM159 182V181H158ZM162 182H164V180L162 181ZM1 183V182H0ZM160 183V182H159ZM165 183V182H164ZM171 183V182H170ZM172 183V184H173ZM179 183V181L177 182V184ZM251 183V182H250ZM49 184V182H40V181H38V183H36V182H33V183H25V184H19V183H17V182H14L13 184H9L10 185V191H7V192H4L2 189V192L0 193V195H2V194H6V193H8V192H10V194L13 196L12 197V199H10L11 200V203H14V202H16L17 201V199H18V196L19 195H21V194H28L29 196H31V197H33V196H36V194H39V192L38 191H40V190H38V188L40 187H45V186H49L48 185ZM95 184V183H94ZM144 184V183H143ZM176 184V183H175ZM243 184V183H242ZM74 185L75 184H73V188L72 189H74ZM86 185V183H83L82 181H79V182H77L76 183V186H77V188H75V189H78L79 190V188H78V186H85ZM105 185V184H104ZM112 186H113V184H112ZM152 186H153V184H152ZM172 186V185H171ZM174 186V185H173ZM172 186V187H173ZM109 187H111V185H109ZM109 187H107V188H109ZM115 187V186H114ZM117 187V186H116ZM119 187V186H118ZM158 187V186H157ZM156 187V188H157ZM246 187V186H245ZM4 188H6L5 186H4ZM8 188V187H7ZM46 188V187H45ZM167 188V187H166ZM168 188H169V186H168ZM185 188V187H184ZM211 188V187H210ZM250 188H251V186H250ZM69 189V188H68ZM81 189V188H80ZM112 189V188H111ZM171 189V188H170ZM169 189V190H170ZM209 189V188H208ZM247 189H248V187H247ZM0 190V191H1ZM65 190H67V189H65ZM84 190H85V187H84ZM109 190V189H108ZM124 190V189H123ZM129 190V189H128ZM173 190V189H172ZM187 190H188V188H187ZM42 191H44V190H42ZM61 191V190H60ZM117 191H119V190H117ZM132 191V190H131ZM162 191H163V189H162ZM166 191H168V189L167 190H164V192H165V194L167 193ZM4 192V193H3ZM88 192V191H87ZM163 192V193H164ZM176 192H178V190L176 191ZM45 193V192H44ZM120 193V192H119ZM125 193H127L126 191H125ZM152 193V192H151ZM179 194H181V193H184V195L186 194V192L184 191H182V192H178ZM101 194H102V196H104L103 198H101L102 200H100V198L96 201V205H102V204H110L111 203V201L110 200H107L108 199V197L110 196V195H114V194H116V191H114V190H109V191H106V190H104V191H101ZM118 194V193H117ZM128 194V193H127ZM141 194V192H134V194L133 195H131V197H133V196H136V195H140ZM160 194H161V192H160ZM170 195L169 196H171V191H170V193H169ZM178 194V196H180ZM98 195V194H97ZM123 195H124V193H123ZM173 195V194H172ZM188 195H189V193H188ZM192 195V194H191ZM216 195V194H215ZM7 196V195H6ZM26 196V195H25ZM130 196V195H129ZM168 196V197H169ZM174 196V195H173ZM195 196H196V194H195ZM8 197V196H7ZM175 197V196H174ZM182 197V196H181ZM190 196H188V198H189ZM264 197V196H263ZM20 198H21V196H20ZM22 198H23V195H22ZM124 198V197H123ZM122 198V199H123ZM126 198V197H125ZM176 198H177V196H176ZM180 198V197H179ZM187 198V201L188 202H195L196 203V205H199V203H203L201 200V198L198 200V198H196V199H188ZM193 198H194V195H193ZM1 199H3L2 197H0V200ZM29 199V198H28ZM112 199V198H111ZM115 199V198H114ZM151 199V198H150ZM183 199V198H182ZM22 200V199H21ZM126 200H128V198H126ZM132 200V199H131ZM130 200V202H131V204H132V201ZM136 200L139 202V200L137 199V197L134 199V201L133 202H136ZM218 200V199H217ZM113 201V200H112ZM156 201L157 200H155V203H156ZM167 201V200H166ZM179 201H181V200H179ZM115 202V201H114ZM120 202H122V201H120ZM144 202V201H143ZM146 202V201H145ZM144 202V203H145ZM154 202V201H153ZM160 202V201H159ZM186 202V201H185ZM185 202H184V204H185ZM222 202V201H221ZM17 203V202H16ZM20 203H22V202H20ZM90 203V202H89ZM141 203V202H140ZM154 203V204H155ZM195 203H193V204H195ZM211 203V202H210ZM125 204V203H124ZM134 204V203H133ZM13 205V204H12ZM128 205V204H127ZM126 205V206H127ZM137 205V204H136ZM136 205H134L133 207L135 208V206ZM143 205H145V204H143ZM146 205H147V202H146ZM157 205V203L155 204V206ZM76 206H78V205H76ZM90 206V205H89ZM104 206V205H103ZM123 206H125V205H123ZM149 206V205H148ZM210 206H212L211 204H210ZM214 206V205H213ZM80 207V206H79ZM78 207V208H79ZM87 207V206H86ZM109 207H110V205H109ZM95 208H97V207H95ZM111 208V207H110ZM114 208V207H113ZM117 208H119L120 209V207H117ZM117 208L115 207V209L117 210ZM124 208V207H123ZM152 208V207H151ZM208 208H210V207H208ZM46 209V208H45ZM44 209V210H45ZM114 209V211H116ZM125 209V208H124ZM148 209H149V207H148ZM213 209V208H212ZM111 210H113V209H111ZM126 210H128V207H127V209ZM75 211H76V208H75ZM74 211V212H75ZM86 211V210H85ZM83 212V211H82ZM81 212V213H82ZM117 212V211H116ZM222 212V211H221ZM39 213V212H38ZM69 213V212H68ZM67 213V214H68ZM71 213V212H70ZM125 213V212H124ZM213 213H214V210H213ZM225 213V212H224ZM223 213V214H224ZM65 214V213H64ZM75 214V213H74ZM85 214H86V212H85ZM118 214V213H117ZM126 214V213H125ZM226 214V213H225ZM62 215H63V213H62ZM110 215H111V213H110ZM218 215V214H217ZM264 215V214H263ZM11 216V215H10ZM10 216H8L7 218H6V221L5 220H3V221H0V236L2 235V234H6V233H8V232H10V230H11V222L10 221H13L12 219H11V217ZM223 216V215H222ZM247 216H248V214H247ZM258 216V215H257ZM77 217H79V216H77ZM84 217V216H83ZM215 217H217V216H215ZM249 217V216H248ZM255 217V216H254ZM74 218V217H73ZM247 218V217H246ZM250 218V217H249ZM47 219V218H46ZM80 219V218H79ZM214 219V218H213ZM221 219H223L222 217H221ZM248 219V218H247ZM261 219V218H260ZM56 220V219H55ZM58 220H60V219H58ZM61 220H62V218H61ZM61 220L59 221V222H61ZM73 220V219H72ZM110 220V219H109ZM108 220V221H109ZM76 221V220H75ZM71 222V221H70ZM69 222V223H70ZM96 222V221H95ZM102 222V221H101ZM112 222V221H111ZM134 222V221H133ZM226 222V221H225ZM262 222V221H261ZM75 223V222H74ZM42 225V224H41ZM64 226V225H63ZM42 227V226H41ZM40 227V228H41ZM128 227H130V225L128 226ZM135 227V226H134ZM144 227V226H143ZM260 227H261V224H260ZM123 228H124V226H123ZM133 228V227H132ZM112 229V228H111ZM111 229H109V230H111ZM116 229V228H115ZM108 230V231H109ZM113 230H114V228H113ZM146 230V229H145ZM115 231V230H114ZM142 231V230H141ZM218 231V230H217ZM257 230H254V231H252L251 232V235L250 236H254V237H256V236H258V235H256L257 234V232H256ZM121 232H123V231H121ZM128 232V231H127ZM130 232V231H129ZM128 232V233H129ZM199 232H201V230L199 231ZM110 233V232H109ZM115 233H116V231H115ZM114 233V234H115ZM140 233H142V232H140ZM205 233V232H204ZM220 233V232H219ZM263 233H264V230H263ZM42 236H44V237H48V236H50L51 235V232L49 231V230H47V229H45V230H43V232H41L40 233ZM75 234L76 235H81V234H85V235H87L88 233H86V232H84L83 230H76L75 231ZM112 234V233H111ZM123 234V233H122ZM127 233L125 232L124 233V235H126ZM215 234V233H214ZM262 234V233H261ZM85 235H82V237L83 236H85ZM116 235V234H115ZM115 235H113V236H115ZM129 235H130V233H129ZM141 234H139L138 232H136L135 231V233L132 235V237L133 236H135V237H138V236H140ZM145 235V234H144ZM246 235V234H245ZM260 235V234H259ZM119 235H117V237H118ZM146 236V235H145ZM204 236V235H203ZM9 237V236H8ZM123 237V236H122ZM131 237V236H130ZM142 237V236H141ZM202 237V236H201ZM245 237V236H244ZM110 238H112V237H110ZM109 238V239H110ZM119 238V237H118ZM117 238V239H118ZM121 238V237H120ZM139 239H140V237H138ZM238 238V237H237ZM251 238V237H250ZM260 238H262V237H260ZM116 239V238H115ZM142 239V238H141ZM147 239V238H146ZM241 239H243V237L241 238ZM258 239V238H257ZM2 239H0V241H1ZM9 240V239H8ZM15 240V239H14ZM45 240V239H44ZM51 240H53L52 238H51ZM100 240V239H99ZM136 240V239H135ZM202 240V239H201ZM217 240V239H216ZM216 240H214V241H216ZM260 240V239H259ZM258 240V241H259ZM262 240V239H261ZM260 240V241H261ZM18 241V240H17ZM70 241V240H69ZM111 241V240H110ZM110 241H109V243H110ZM122 241V240H121ZM146 241H149L148 239L146 240ZM206 241V240H205ZM209 241V240H208ZM213 241V240H212ZM219 241V240H218ZM218 241H216V242H218ZM220 241H221V239H220ZM252 241V240H251ZM255 241H256V239H255ZM11 242H12V240H11ZM38 242V244H40L39 243V241H37ZM42 242V241H41ZM49 242V241H48ZM65 242V241H64ZM114 242V241H113ZM132 242H133V240H132ZM140 242V241H139ZM238 242H239V240H238ZM237 242V243H238ZM247 242V241H246ZM245 242V243H246ZM263 242V241H262ZM262 242H260L259 244H261ZM15 243V242H14ZM74 243V242H73ZM109 243H108V245H109ZM115 243V242H114ZM117 243V242H116ZM120 243V242H119ZM118 243V244H119ZM128 243H129V241H128ZM213 243V242H212ZM242 243V242H241ZM4 244V243H3ZM2 244V245H3ZM35 244H37V243H35ZM41 244H43V243H41ZM49 244V243H48ZM58 244V243H57ZM76 244V243H75ZM81 244H82V242H81ZM131 244V243H130ZM137 244V243H136ZM135 244V245H136ZM143 244L145 245V243L143 242ZM142 244V245H143ZM217 244V243H216ZM221 244V243H220ZM256 244V243H255ZM12 245H14V244H12ZM16 245V244H15ZM69 245V244H68ZM72 245V244H71ZM78 245H80V243H78ZM107 245V244H106ZM114 245V244H113ZM134 245V246H135ZM140 245V244H139ZM138 245V246H139ZM212 245H214V244H212ZM225 245V244H224ZM236 245V244H235ZM237 245H239V244H237ZM254 245V244H253ZM262 245H264V244H262ZM4 246V245H3ZM35 246H37V245H35ZM34 246V247H35ZM41 246V245H40ZM52 246V245H51ZM70 246V245H69ZM146 246V245H145ZM152 246V245H151ZM217 246H218V244H217ZM223 246V245H222ZM221 246V247H222ZM255 246V245H254ZM257 246V245H256ZM260 246V245H259ZM258 246V247H259ZM6 247V246H5ZM42 247V246H41ZM137 247V246H136ZM144 247V246H143ZM143 247H141L140 246V248L141 249H143ZM148 247V246H147ZM13 248V247H12ZM11 248V249H12ZM146 248V247H145ZM144 248V249H145ZM151 248H153V247H151ZM238 248H240V247H238ZM251 248V247H250ZM254 248V247H253ZM260 248L261 249H263L264 250V248H262L261 246H260ZM14 249V248H13ZM36 249V248H35ZM69 249V248H68ZM143 249V250H144ZM227 249L230 251V252H232V251H235V250H237V247H227ZM241 249V248H240ZM259 248H257V250H258ZM35 251L34 249H32V247H29L28 249H27V251H29V255L28 254H26L25 256H26V258H27V260L29 261V263L30 264H65L66 263V258L67 257H65V254H64V252L65 251H68L67 250V248L66 247H60V248H57V251H59L60 252V254L61 255H55V254H53L52 252H51V254H49V251L48 252H45L44 254H38V253H34L33 251ZM42 250V249H41ZM54 250V249H53ZM116 250V249H115ZM148 250H150V249H148ZM147 250V251H148ZM219 250V249H218ZM256 250V249H255ZM13 251V250H12ZM70 251V250H69ZM145 251V250H144ZM152 251H154V250H152ZM222 252H223V250H221ZM36 252V251H35ZM134 252V251H133ZM142 252V251H141ZM149 253H150V251H148ZM221 252V253H222ZM58 253V252H57ZM143 253V255H144V252H142ZM141 254V253H140ZM145 254H147V252L145 253ZM210 254V253H209ZM238 254V253H237ZM148 255V254H147ZM228 255H229V253H228ZM233 255H234V253H233ZM149 256V255H148ZM230 256H232V255H230ZM152 257V256H151ZM140 258V257H139ZM6 259H7V264H17V263H15L16 261H15V259H13V258H10V257H8V255L6 256ZM22 261V260H21ZM21 263V262H20ZM224 262H222V264H223ZM2 264H4V263H2ZM21 264H23V263H21ZM84 264V263H83Z\"/></svg>",
  "mask_w": 264,
  "mask_h": 264
}]
</instances>
